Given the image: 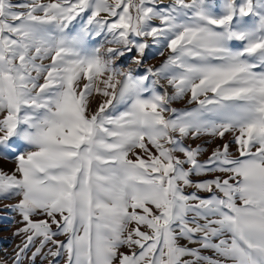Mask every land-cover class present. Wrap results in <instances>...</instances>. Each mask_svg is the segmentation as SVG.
Here are the masks:
<instances>
[{
    "label": "snow or ice",
    "instance_id": "obj_1",
    "mask_svg": "<svg viewBox=\"0 0 264 264\" xmlns=\"http://www.w3.org/2000/svg\"><path fill=\"white\" fill-rule=\"evenodd\" d=\"M152 45L160 67H116ZM202 136L223 141L203 161ZM10 154L13 264L37 240L32 264H264V0H0Z\"/></svg>",
    "mask_w": 264,
    "mask_h": 264
},
{
    "label": "rangeland",
    "instance_id": "obj_2",
    "mask_svg": "<svg viewBox=\"0 0 264 264\" xmlns=\"http://www.w3.org/2000/svg\"><path fill=\"white\" fill-rule=\"evenodd\" d=\"M47 2V0H45ZM165 2H168V0H165ZM103 15V14H102ZM87 17L84 16V19ZM82 24L81 19L78 17L76 21H73V24L69 26V29L67 30L69 34H74L76 31L79 30L80 26ZM150 42V41H149ZM100 43L99 38L93 41L88 42L89 47H93L96 44ZM108 45H105L107 47ZM159 52H163L164 55H159ZM168 50L166 47H158L155 45L150 46L148 49H146L145 56L143 59V63L139 66L135 65L133 62V56H135V52L130 53L126 55V57L121 58L120 60L116 61V67H118L121 71H131L134 76H141L146 73V69L148 67L157 68L160 67V65L163 63L164 59L168 55ZM166 81L161 80L159 85L157 86L158 91H163L164 89L160 85H165ZM167 91L169 94L173 91L171 88H168ZM147 95V94H146ZM93 107H95V101H93L92 104ZM172 107L177 108L178 110H184V109H191L195 107L194 104L190 105L187 104V97L184 99L176 100L172 103ZM121 111L124 110V107L118 106ZM185 145L196 147L199 145L203 151L201 155L198 157L201 161L207 158L208 155L211 154L212 149H214L217 145L223 143V141H220L219 139H213L209 136H202L199 139L193 140L191 137H188L184 140ZM23 150V148H21ZM139 151V150H137ZM230 152L233 155V157H237L239 155L238 152H236V146L233 144L230 146ZM12 156L11 159H5L2 155H0V171H4L6 173H13L15 170V159L14 154H10ZM187 167V166H186ZM214 175H220L224 176L225 174L221 173H215ZM213 178V175H207L202 177L192 176L193 180L198 179H211ZM186 193H191L196 191L194 188H187L185 189ZM198 195L201 197H206L208 193L205 192H198ZM18 200V197H12L10 199H0V262H4V264H13L14 260V253L17 251V246L22 244V241L24 239L23 234L22 235H14L13 233L16 231L17 228L22 227V224L19 223L20 217L19 215L10 210L9 208L5 207V205L8 204H14ZM42 217H34V219H40ZM54 227V226H53ZM60 239H63V237H60ZM181 244H187L188 242L186 240H181ZM39 245V241L37 240L35 245L30 248L25 256L21 257V264H32V261L30 259L32 251L35 250V247ZM190 247H198V245H189ZM46 252L47 249H44ZM121 251H127L126 248H122ZM203 254L205 255H212L211 251H204ZM35 264H42L41 258L38 256L35 259ZM57 264H64L63 258H59L57 261Z\"/></svg>",
    "mask_w": 264,
    "mask_h": 264
}]
</instances>
